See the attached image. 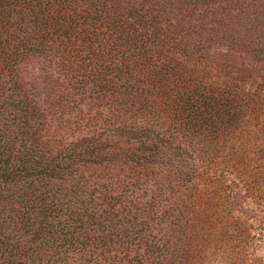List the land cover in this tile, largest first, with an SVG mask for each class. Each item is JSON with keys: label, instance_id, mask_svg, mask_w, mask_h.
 <instances>
[{"label": "trees", "instance_id": "obj_1", "mask_svg": "<svg viewBox=\"0 0 264 264\" xmlns=\"http://www.w3.org/2000/svg\"><path fill=\"white\" fill-rule=\"evenodd\" d=\"M262 241L264 0H0V264Z\"/></svg>", "mask_w": 264, "mask_h": 264}, {"label": "rangeland", "instance_id": "obj_2", "mask_svg": "<svg viewBox=\"0 0 264 264\" xmlns=\"http://www.w3.org/2000/svg\"><path fill=\"white\" fill-rule=\"evenodd\" d=\"M244 59V56L242 57ZM247 60V58H245ZM33 64H30V67H28L26 72V78L36 77L37 81L41 80L42 73L39 72V69L43 68V65L40 64L39 66L32 62ZM257 256L264 261V241L260 242L257 246ZM212 252H210L211 254ZM209 264H229V261L225 259V257L221 258L220 256H211L208 258Z\"/></svg>", "mask_w": 264, "mask_h": 264}]
</instances>
